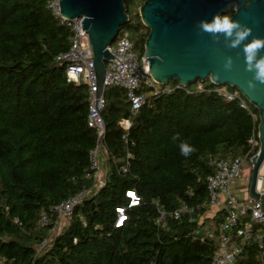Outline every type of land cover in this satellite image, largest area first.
Returning <instances> with one entry per match:
<instances>
[{
  "label": "trees",
  "instance_id": "obj_1",
  "mask_svg": "<svg viewBox=\"0 0 264 264\" xmlns=\"http://www.w3.org/2000/svg\"><path fill=\"white\" fill-rule=\"evenodd\" d=\"M49 1L0 0V264H210L224 214L211 219L208 234L203 224L169 215L183 203L207 212L212 161L243 156L259 123L247 101L249 110L215 93L150 95L132 114L125 90L106 87L104 186L74 208L59 234L39 226L53 207L93 186L89 155L97 141L87 125V87L68 82L66 63L57 60L72 33ZM144 1L124 0V28L139 57L149 33L138 14ZM181 141L195 152L182 156ZM128 191L137 206L129 207ZM117 209L126 217L119 227ZM259 252L252 244L235 264H260Z\"/></svg>",
  "mask_w": 264,
  "mask_h": 264
},
{
  "label": "water",
  "instance_id": "obj_2",
  "mask_svg": "<svg viewBox=\"0 0 264 264\" xmlns=\"http://www.w3.org/2000/svg\"><path fill=\"white\" fill-rule=\"evenodd\" d=\"M58 6L65 21L82 19L101 96L105 90L106 63L114 59L108 47L129 20L124 0H59ZM233 6L231 19L250 29V35L235 48L228 46L224 36H213L198 27L200 21L223 16ZM138 14L149 30L144 58L153 81L189 86L199 80L217 87L230 86L257 110L259 148L250 160L248 198L260 200L264 211V192L256 190L258 170L264 160V84L253 81L255 87H249L253 73L246 71L243 51L253 39L264 40V0H145ZM260 55L264 56V52ZM227 58L232 60L230 70L224 67Z\"/></svg>",
  "mask_w": 264,
  "mask_h": 264
},
{
  "label": "built area",
  "instance_id": "obj_3",
  "mask_svg": "<svg viewBox=\"0 0 264 264\" xmlns=\"http://www.w3.org/2000/svg\"><path fill=\"white\" fill-rule=\"evenodd\" d=\"M58 3L59 0H51L48 3V7L51 9L53 15L60 20L61 24H66L69 27L72 37L68 51L61 54L57 60L66 63L68 82L77 85L83 83L87 87V125L96 131L97 141L95 149L89 155L93 186L82 190L79 194L53 207V215L51 217L44 215L39 221L40 227L52 225L50 237L59 234L64 228L68 227L72 220L74 208L84 198L104 186V181L100 177V156L103 153H107L103 142L105 134V124L102 117L105 107L104 93L98 96L88 36L82 30L81 18L67 22L60 16ZM108 50L114 59L110 60L108 65H106L105 88L114 86L124 89L132 114H135L142 107L148 96H158L177 90L183 91L188 95L203 92L215 93L226 101L238 99L240 107L249 110L248 104L241 94L237 90H228L227 86L208 87L209 81L201 82L199 80L189 86H182L177 82L167 85L156 83L148 74L147 58H144V54L141 57L136 54L131 35L127 30L120 34L115 47L109 46ZM252 118L255 119L254 115H252ZM121 126L125 130H128L130 124L128 121H124ZM258 148V137L253 131L252 136L248 140V151L243 156L232 159H215L212 161L215 172L207 177L208 199L205 205L207 212L204 215H199L198 206H190L184 203L169 215L175 220L186 216L189 223L202 225L205 219L210 218H206L208 213H213L211 218L224 214L223 220L216 227L218 240L210 264H221V261L225 260L226 255L239 249V253L235 256L236 262L237 258L243 254L245 248L252 244L256 245L260 251V258L264 264V211L262 209V202L249 198L240 200L232 192V185L241 178L245 180L246 185L249 184L250 170H248L247 175H244V170L248 169V167L251 168L250 160L257 154ZM126 195L130 200L129 207L138 205L139 198L134 192L128 191ZM117 213L119 217L116 226L119 227L126 217L122 209H117ZM52 216L55 218H52ZM166 216L165 213L161 212L158 224L163 225ZM50 218H52V222ZM246 219L249 222H245ZM206 232L208 234V231ZM47 243L48 240L43 241L41 247H45Z\"/></svg>",
  "mask_w": 264,
  "mask_h": 264
},
{
  "label": "clouds",
  "instance_id": "obj_4",
  "mask_svg": "<svg viewBox=\"0 0 264 264\" xmlns=\"http://www.w3.org/2000/svg\"><path fill=\"white\" fill-rule=\"evenodd\" d=\"M198 27L213 36H224L229 41V47H239L243 41L250 35V29L242 28L237 22H234L229 16L216 15L211 21H200ZM245 53L246 71L253 73V80L249 81V87H255V82L264 84V56L260 53L264 52V40L253 39L243 48ZM226 70L232 67L231 58H227L224 64ZM173 141L180 140L179 134L173 136ZM180 154L184 157L190 156L195 152V148L185 141L179 144ZM239 253V249L235 252L226 255L221 264H235V256Z\"/></svg>",
  "mask_w": 264,
  "mask_h": 264
},
{
  "label": "crops",
  "instance_id": "obj_5",
  "mask_svg": "<svg viewBox=\"0 0 264 264\" xmlns=\"http://www.w3.org/2000/svg\"><path fill=\"white\" fill-rule=\"evenodd\" d=\"M248 170H250V167H248V169L244 170V175L248 174ZM248 188H249V184L246 185L245 180L242 179V178L237 180V181H235L234 184L232 185V190H233L234 195H237L238 197L240 196V200L248 199V197H249L248 196ZM256 190L258 191V193L259 192L260 193L264 192V160L261 163V165L259 167V170H258V178H257V182H256ZM212 216H213V213H211L209 215L210 218H208V219L211 220ZM260 264H263V261L261 260V258H260Z\"/></svg>",
  "mask_w": 264,
  "mask_h": 264
},
{
  "label": "rangeland",
  "instance_id": "obj_6",
  "mask_svg": "<svg viewBox=\"0 0 264 264\" xmlns=\"http://www.w3.org/2000/svg\"><path fill=\"white\" fill-rule=\"evenodd\" d=\"M123 31H126V28H124V27L121 28L118 37H117L116 40L111 44V47H113V48L115 47V45H116V43H117V40H118L120 34H121ZM131 40H132V38H131ZM106 65H108V62L106 63ZM219 87H225V86H219ZM103 176H104V172H103V170H101L100 177L103 179ZM232 192H233V190H232ZM235 197L238 198V199H240V196L238 197L237 195H235ZM210 214H211V213H208V217H209ZM208 217H207V218H208ZM212 227H213V223H212V221H211L210 219H205V220H204V224H203V226H202V230H204V231L206 232V231L211 230Z\"/></svg>",
  "mask_w": 264,
  "mask_h": 264
},
{
  "label": "flooded vegetation",
  "instance_id": "obj_7",
  "mask_svg": "<svg viewBox=\"0 0 264 264\" xmlns=\"http://www.w3.org/2000/svg\"><path fill=\"white\" fill-rule=\"evenodd\" d=\"M228 12H232V15L234 14V12H235V7L233 6V7H231L230 9H229V11ZM231 15V16H232ZM231 16H230V18H231Z\"/></svg>",
  "mask_w": 264,
  "mask_h": 264
}]
</instances>
